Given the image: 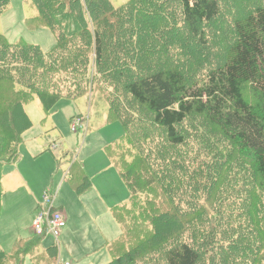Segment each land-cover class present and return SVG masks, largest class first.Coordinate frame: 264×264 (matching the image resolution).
Segmentation results:
<instances>
[{
  "label": "trees",
  "instance_id": "16d2710c",
  "mask_svg": "<svg viewBox=\"0 0 264 264\" xmlns=\"http://www.w3.org/2000/svg\"><path fill=\"white\" fill-rule=\"evenodd\" d=\"M25 1L37 13L28 28L50 29L56 45L44 52L0 32V217L3 167L18 160L33 126L26 105L37 98L49 114L97 94L107 121L123 128L110 155L131 204L112 209L122 234L108 264H264V0H240L250 8L236 12L226 4L238 0H130L120 19L109 0ZM10 3L0 0V16ZM211 33L222 53L206 73ZM156 136L182 151L146 178L136 171L147 157L143 139ZM119 146L134 163L123 164ZM72 179L78 195L92 187ZM137 200L151 226L119 215L131 216ZM132 227L145 229L123 250ZM45 237L20 238L10 252L0 245V264L57 263L56 245L38 250Z\"/></svg>",
  "mask_w": 264,
  "mask_h": 264
},
{
  "label": "rangeland",
  "instance_id": "374dc122",
  "mask_svg": "<svg viewBox=\"0 0 264 264\" xmlns=\"http://www.w3.org/2000/svg\"><path fill=\"white\" fill-rule=\"evenodd\" d=\"M109 1L115 8H118L114 10V13L119 14L118 19L121 18L124 9L130 8V5H127L130 0ZM172 2L176 3V0H172ZM226 5L229 7L228 10H234V12L250 8L240 0L232 3V5L230 3ZM91 9L101 15L99 6L93 5ZM36 14L35 7L31 2L11 0L9 9L0 16V32L11 43L24 40V42L39 45L44 52H50L56 45L55 33L45 27L39 30H31L27 26L26 20L35 17ZM223 22L224 20L221 23L218 22L217 25L220 26ZM228 23L231 29V23ZM213 39L219 42V39L214 38L212 33L206 38L208 45L205 53L209 57L208 66L206 64L203 67L206 73L217 65L216 57L222 53L218 45H213ZM25 110L33 126L23 135L19 146L18 160L3 167L2 170L3 198L0 241L3 244V250L11 251L12 247L9 244H12L10 243L12 238L8 243L10 236L25 239L34 235L32 233L33 215L31 213L33 200L36 203L42 199L47 190L54 189L58 193L56 206L64 208L66 214L71 218V225L75 219L82 232L89 237L95 232H103L106 228L109 234L115 235L117 233V235L113 239L108 238L104 248L102 247L98 251L90 247L92 251L85 259L78 258L79 252L75 246L68 243L64 245L63 237L59 238L58 243L52 236H46L38 250L44 252L43 249L56 245L60 255L58 259L60 257L59 260L62 263L69 261L71 264H96V260L105 258L107 262L103 264H108L114 258L108 246L117 243L120 234H122L121 227L112 214V209L123 205L131 208V204H129L130 192L110 155L112 144L120 141L124 134L121 123L108 122L109 107L107 101L97 94L91 96V93L89 96L75 101H61L59 106L49 114L44 113L37 98L26 105ZM77 120L82 122V126H78L76 131H73V123ZM143 143L142 147L146 150L145 155L147 157L142 159V165L136 171L142 173V176L146 178L151 177L146 175L147 171L154 170L156 172L164 169L165 162L163 159L175 160L177 154L182 151L179 148L176 150L168 147L163 137L159 136L151 138L149 141L143 139ZM53 146L56 148L53 149ZM123 146L127 145L123 144ZM117 152L124 165L126 164L125 160L135 162L134 156L129 154L124 147L119 146ZM73 176L84 182L86 178L92 181V177L99 186L95 191H99L92 193L94 190L91 187L87 192L78 195L73 188L74 184L78 182L73 181ZM123 191L125 195H123ZM28 194H34L32 201ZM182 195L184 194L179 193L178 199H184L182 203L185 206L184 201L187 196L184 195L185 198H180ZM161 199L164 201L166 198L162 197ZM203 202L202 199L201 203ZM35 203L34 207L36 206ZM144 210L150 211L148 206L139 205L137 200V205L131 216L126 213H124L125 215L119 213V215L126 217L127 222L129 221L132 226L138 223H149L151 226L150 221L141 216ZM136 212L139 213L138 216H136ZM119 217L117 216V219L122 227H127L128 224L123 220L121 222ZM67 228L68 226L65 230ZM142 229L131 228V237H128L126 242L121 245L123 250L124 244L125 248L129 249H133L139 244V234L135 231ZM82 232H78V244L85 239ZM65 247L73 250L74 255L67 253ZM122 247L119 248V252ZM82 260L84 262L81 263ZM25 264H33L30 257L26 259Z\"/></svg>",
  "mask_w": 264,
  "mask_h": 264
},
{
  "label": "crops",
  "instance_id": "0c3cea01",
  "mask_svg": "<svg viewBox=\"0 0 264 264\" xmlns=\"http://www.w3.org/2000/svg\"><path fill=\"white\" fill-rule=\"evenodd\" d=\"M53 149H55L54 146H53ZM91 180H92L91 181L92 182V188L91 189L94 190L92 193H96L99 190L98 191H95V190H97L99 186L97 183H95V181L93 180L92 177H91ZM51 190H54V189H51ZM33 195L34 194H28V196L31 198V201L33 199ZM123 195H125L124 191H123ZM42 200H43V197L41 200H38L36 203L33 200L32 207H31L32 208L31 213L33 215V218H34L36 211L38 209V206L42 202ZM34 203L36 204L35 207H34ZM60 209L64 210L63 207H60ZM66 216H67L68 228H67V230L64 231V233L62 234L61 237H63L64 245L68 243L69 245L75 246L76 250L79 252L78 258L85 259L88 256V254L92 251L91 248H93V250H95V251H98L106 244L108 238L113 239V237H115L117 235V233L115 235H113L111 233L109 234L108 229L106 228L103 232L102 231L100 233L95 232V233H93V235L91 237H89V235H86L82 232V229L78 226V223L75 219L72 221V225H71V222H70L71 218H69V216L67 214H66ZM79 231H81L84 234L85 239L78 244L77 240L79 239V236H78ZM17 237L18 236H13V237L10 236V238L8 239V243H9V241H11V238H12V242H10L12 244H9V245H11L10 247H13L15 241L18 240ZM57 242L59 243V241H57ZM0 245L3 248V244H1V241H0ZM65 249H66L67 253L74 255L75 252L73 250L67 249L66 247H65ZM59 259H60V257H59ZM106 260L107 259H105V258L103 260L98 259L95 261V263L96 264H103V263L107 262ZM82 262H84V261L82 260L81 263Z\"/></svg>",
  "mask_w": 264,
  "mask_h": 264
},
{
  "label": "built area",
  "instance_id": "2783aa9c",
  "mask_svg": "<svg viewBox=\"0 0 264 264\" xmlns=\"http://www.w3.org/2000/svg\"><path fill=\"white\" fill-rule=\"evenodd\" d=\"M80 125L82 126L80 120L73 123V131H76ZM54 148H56V146H54ZM57 194L55 190L51 189L45 192L32 222L33 234L37 236H52L56 241L59 240L67 227V216L65 211L56 206ZM56 264L71 263H62L61 260H58Z\"/></svg>",
  "mask_w": 264,
  "mask_h": 264
}]
</instances>
